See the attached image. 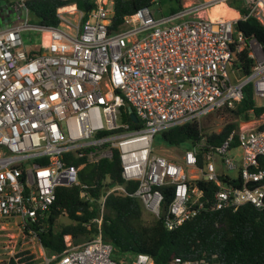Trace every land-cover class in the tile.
<instances>
[{"label":"built area","instance_id":"1","mask_svg":"<svg viewBox=\"0 0 264 264\" xmlns=\"http://www.w3.org/2000/svg\"><path fill=\"white\" fill-rule=\"evenodd\" d=\"M25 1L9 0L0 11L11 20L0 29V223L13 221L24 232L44 220L58 187L85 189L75 181L78 169L68 155L96 163L111 160L114 151L123 181L137 184L131 196L168 231L207 206L264 210V122L257 128L239 122L237 132L214 147H205L201 132L200 143L181 150L177 160L154 146L170 128L234 110L246 87L264 110V53L235 29L249 18L264 28V0H239L243 14L214 20L210 13L217 6L234 10L231 0H191L167 15L153 12L160 13L154 1L124 17L117 31L110 30L113 0H95L88 14L60 8L56 27L31 25ZM25 33L39 35L37 49H26ZM244 47L253 59L248 75L241 74L238 59ZM124 106L136 124L129 113V123L122 119ZM222 176L237 177L240 185L222 182ZM197 181L213 184L211 195ZM163 189L171 199L162 218ZM118 190L108 187L101 211L105 197ZM64 242L65 249L43 264H153L145 254L131 262L111 260L112 247L99 234L79 245L69 236ZM172 264L208 263L176 258Z\"/></svg>","mask_w":264,"mask_h":264},{"label":"trees","instance_id":"2","mask_svg":"<svg viewBox=\"0 0 264 264\" xmlns=\"http://www.w3.org/2000/svg\"><path fill=\"white\" fill-rule=\"evenodd\" d=\"M158 0H113L111 29L117 31L123 24L124 17L144 7H152ZM171 1V0H169ZM180 1V0H175ZM75 5L76 9L88 14L95 7V0H26L25 6L29 23L35 26L56 27L59 20L57 10ZM171 9L168 14L180 9ZM229 7L243 14L241 2L231 0ZM86 20V17L84 18ZM236 31L249 39H255L264 53V28L249 18L245 22L237 21ZM247 47L238 56L241 74L248 75L253 66V59L248 55ZM122 119L129 123L128 106L122 108ZM238 122H227L219 133L205 135V147L220 145L229 134L236 133L239 122L257 120L263 114L262 108L255 107L251 87L243 91V98L234 110L230 111ZM140 124L131 125L138 129ZM259 129L263 130L264 126ZM235 136V134H234ZM160 140L171 149L190 150L200 143L201 130L197 121L170 128L158 135ZM235 145V144H234ZM203 150V149H202ZM201 153L198 163L202 166ZM71 165L78 169L80 186L58 187L55 201L44 220L24 228V233L34 234L49 258L60 254L65 249L64 237L69 236L74 245L87 242L98 234L103 242L111 245V260L131 262L138 254L149 256L153 264H172L178 258L181 262L205 260L208 264H264V210H256L244 205L236 211L225 209L214 211L207 206L196 217L186 221L179 228L168 231L163 219L150 216L137 198L131 196L137 184L125 183L120 175L118 154L113 152L111 160L102 159L96 163H87L84 159L67 156ZM264 169V166H261ZM220 180L239 186V178L222 176ZM110 184L123 190L114 191L105 197L102 211L100 199L106 195ZM211 195L215 186L205 181L193 183ZM84 192L85 196L80 194ZM167 207L170 202L169 189H163ZM144 214L149 221L144 220ZM65 218V224H57ZM100 220V225L96 220ZM0 264H37L28 252H20L7 262Z\"/></svg>","mask_w":264,"mask_h":264},{"label":"rangeland","instance_id":"3","mask_svg":"<svg viewBox=\"0 0 264 264\" xmlns=\"http://www.w3.org/2000/svg\"><path fill=\"white\" fill-rule=\"evenodd\" d=\"M9 0H0V11L4 10V3H8ZM191 0H158L157 8L160 10V13L153 12L156 15H167L171 9H177L178 4H189ZM66 8V7H64ZM155 8V7H154ZM224 8V6L222 7ZM68 12V11H67ZM214 15L216 18L222 17L224 15H220L216 9L214 10ZM231 16V15H230ZM12 18V17H11ZM10 18L5 17L3 12H0V29L7 27L8 23H10ZM25 47L27 50L29 49H37L40 43V37L34 33H25L22 36ZM241 77H243L241 75ZM227 122H238L236 117L229 110H221L216 112L204 119L199 120L198 125L203 134L208 133H219L222 127ZM264 122V119L260 117L257 120H252L251 122L245 123L249 127L257 128ZM239 125V123H238ZM242 126V128H245ZM155 151L156 153H160L163 156H166L172 160H177V157L181 154V150L168 148L159 137L155 139ZM233 175V174H231ZM75 181L79 182L78 176L75 178ZM144 220L149 221V217L144 214ZM67 220L64 218H60L57 224H65ZM20 252H28L29 256L32 257V260L37 264H43L46 257L45 251L40 245L37 238L33 235H27L24 232H20L19 228L13 221H5L0 223V263L7 262V260L11 256H16Z\"/></svg>","mask_w":264,"mask_h":264},{"label":"water","instance_id":"4","mask_svg":"<svg viewBox=\"0 0 264 264\" xmlns=\"http://www.w3.org/2000/svg\"><path fill=\"white\" fill-rule=\"evenodd\" d=\"M128 113H129V118H130V121L133 123V124H136L137 123V118L135 116V114L133 113L132 109L131 108H128ZM115 186V184H110L109 188H113ZM165 208L163 207L162 208V212H161V217L163 218L165 216Z\"/></svg>","mask_w":264,"mask_h":264},{"label":"bare ground","instance_id":"5","mask_svg":"<svg viewBox=\"0 0 264 264\" xmlns=\"http://www.w3.org/2000/svg\"><path fill=\"white\" fill-rule=\"evenodd\" d=\"M223 7V5H219V6H217L216 8H222ZM75 10V7H74V5H70V6H67L66 7V9L64 10V11H68V12H72V11H74ZM214 10H215V8L211 11V18L214 20V19H216V17H215V15H214ZM236 16V14L234 15V16H230V15H224V16H222V17H224V18H234Z\"/></svg>","mask_w":264,"mask_h":264},{"label":"crops","instance_id":"6","mask_svg":"<svg viewBox=\"0 0 264 264\" xmlns=\"http://www.w3.org/2000/svg\"><path fill=\"white\" fill-rule=\"evenodd\" d=\"M74 7H75V5H74ZM215 9L220 15H227V14L232 15V16H234L235 14L237 15V11H235V10L230 11V10H227L225 7L224 8H215Z\"/></svg>","mask_w":264,"mask_h":264}]
</instances>
